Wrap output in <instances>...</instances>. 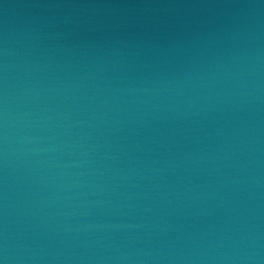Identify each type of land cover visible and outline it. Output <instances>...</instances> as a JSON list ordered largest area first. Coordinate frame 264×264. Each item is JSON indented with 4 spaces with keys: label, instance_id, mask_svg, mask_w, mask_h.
<instances>
[{
    "label": "water",
    "instance_id": "95a60500",
    "mask_svg": "<svg viewBox=\"0 0 264 264\" xmlns=\"http://www.w3.org/2000/svg\"><path fill=\"white\" fill-rule=\"evenodd\" d=\"M0 264H264V0H0Z\"/></svg>",
    "mask_w": 264,
    "mask_h": 264
}]
</instances>
